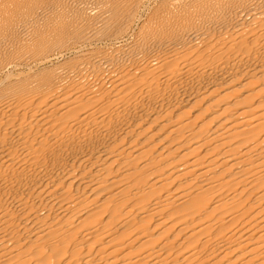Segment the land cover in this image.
<instances>
[{
    "label": "bare ground",
    "instance_id": "1",
    "mask_svg": "<svg viewBox=\"0 0 264 264\" xmlns=\"http://www.w3.org/2000/svg\"><path fill=\"white\" fill-rule=\"evenodd\" d=\"M0 264H264V0H0Z\"/></svg>",
    "mask_w": 264,
    "mask_h": 264
}]
</instances>
